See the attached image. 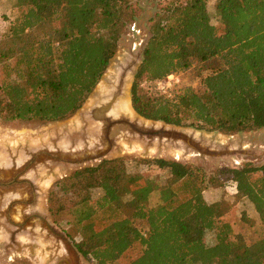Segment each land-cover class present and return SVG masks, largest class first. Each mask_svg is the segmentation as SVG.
<instances>
[{"label":"trees","instance_id":"16d2710c","mask_svg":"<svg viewBox=\"0 0 264 264\" xmlns=\"http://www.w3.org/2000/svg\"><path fill=\"white\" fill-rule=\"evenodd\" d=\"M138 1L16 0L19 14L0 39V120L47 123L76 114L135 22ZM157 1L131 87L136 113L230 135L264 129V0H218V25L208 0ZM210 62L217 65L201 74L197 89L166 95L143 85ZM114 161L76 170L49 197L53 214L81 228L76 248L85 258L94 264H264V234L248 243L222 203L205 197L210 186L230 183L254 205L264 230V164L223 168L210 177L199 166L142 160L168 172L160 202L150 206L155 181L125 166H104ZM106 211L115 213L108 221ZM136 220L147 223L146 233Z\"/></svg>","mask_w":264,"mask_h":264},{"label":"rangeland","instance_id":"374dc122","mask_svg":"<svg viewBox=\"0 0 264 264\" xmlns=\"http://www.w3.org/2000/svg\"><path fill=\"white\" fill-rule=\"evenodd\" d=\"M217 1L208 0V9L215 25L219 22L216 13ZM15 2L16 0H0V39L7 34L11 21L19 14ZM159 6L157 0L137 2L139 14L120 40L118 51L112 58L99 87L72 117L47 123L10 124L0 120V166H6L4 163L11 164L12 159L20 164L28 158H32L29 163L33 164V160L36 159V166L29 163L25 166L28 172L26 176L35 178L41 191L38 204L41 214L74 245L79 256H83L76 248V242L82 237L81 228L68 216L53 214L49 207V197L56 184L76 170L116 160L105 163L104 166L108 169L125 166L130 173H141L155 181L156 187L148 200L150 206H155L160 202L161 189L168 178V172L155 165L143 164L142 160L164 158L199 166L204 168L210 177L218 175L223 168H240L249 163L256 166L264 164V129L230 135L219 131L169 125L161 121L148 122L138 116L124 115L123 102L132 101L128 89L126 91L130 79L129 70L121 71L128 62L134 63L133 74L138 70L149 37L151 19L159 10ZM216 65L217 62L194 64L190 69L179 72L177 74L179 82L172 81L171 85L168 84L167 77L143 85L146 88L151 86L153 90L166 95L182 87L197 89L200 87L201 74H207L208 68ZM1 71L2 66L0 73ZM123 75L125 77L120 82ZM133 79L132 77L131 82ZM161 81L164 82L160 83ZM112 99L114 100L111 103ZM95 104L101 112H107L113 117L125 116L136 124L134 128L114 126L110 137L111 148L107 141L109 138L104 135L106 129L103 124L97 122L91 115L96 108ZM113 107L118 111L117 114ZM107 148L112 151L104 155ZM92 152H102L104 156L88 158V154ZM236 193L233 185L224 182L222 185L210 186L205 192V197L208 202H221L226 217L236 231L241 232L248 243H252L263 236L264 230L254 205L246 198H239ZM7 201L8 198L5 202ZM114 215L115 213L111 211L102 214L106 221ZM135 224L144 233L149 229L145 221L136 220ZM11 229L7 219L0 213V264L17 262L55 264V260L62 256L60 250L62 246L56 245L54 237L44 230L36 236L18 235L19 250L15 248L10 253L8 246L11 245ZM205 237L207 244L215 243L212 231H208ZM59 241L62 243V240ZM84 264L94 263L91 259L85 258Z\"/></svg>","mask_w":264,"mask_h":264},{"label":"flooded vegetation","instance_id":"af4514ba","mask_svg":"<svg viewBox=\"0 0 264 264\" xmlns=\"http://www.w3.org/2000/svg\"><path fill=\"white\" fill-rule=\"evenodd\" d=\"M134 63L128 62L125 68L121 71L128 69L130 79L126 86V91L128 89L129 95L131 94V82L132 77L135 78ZM120 72V73H121ZM137 72V71H136ZM119 73V74H120ZM126 75V74H125ZM125 75L120 78V82L123 81ZM120 84V83H119ZM129 86V87H128ZM110 101L111 103L113 102ZM95 109L92 111V117L97 122L103 124L106 129L105 137L107 139L109 146L111 145L110 138L113 134L114 126L124 125L130 128H134V122L130 121L125 116L113 117L107 114V112H101L100 108L95 104ZM111 148V146H110ZM107 148L103 153L104 155L109 154L112 150ZM99 151V150H98ZM101 151V150H100ZM102 152H92L88 154V158H102ZM32 158L26 159L21 164L14 159H12L11 164H3L6 166H0V213L4 215L7 219L11 236V245L8 246L9 252L11 253L13 249L19 250V243L17 242V236L21 234L36 236L40 234L43 230L48 232L54 238L56 245H61L60 247L62 256L55 260V264H83L81 256L76 254L74 245L69 243L66 237L62 236V232L57 230L56 226H53L46 217L41 214V209L39 208V198L41 191H39L38 185L36 184L35 178H29L26 176L28 173L26 170V164L31 161ZM70 163V162H67ZM32 164V163H29ZM33 166L37 165L36 159L33 160ZM6 198L8 201L5 202ZM62 240V243L59 241Z\"/></svg>","mask_w":264,"mask_h":264},{"label":"bare ground","instance_id":"6f19581e","mask_svg":"<svg viewBox=\"0 0 264 264\" xmlns=\"http://www.w3.org/2000/svg\"><path fill=\"white\" fill-rule=\"evenodd\" d=\"M100 85V84H99ZM99 85H98V87H99ZM122 104V103H121ZM131 104V105H130ZM121 108V107H120ZM122 108H123V113L124 114H126V115H134V117H140L141 119H143L141 116H139L137 113H136V111L134 110V108H133V106H132V102H130V100H129V102L128 101H125V102H123V104H122ZM113 111H115V113L117 114L118 113V111L116 110V108L115 107H113ZM143 120H145V119H143ZM145 121H148L149 122V120H145Z\"/></svg>","mask_w":264,"mask_h":264},{"label":"built area","instance_id":"2783aa9c","mask_svg":"<svg viewBox=\"0 0 264 264\" xmlns=\"http://www.w3.org/2000/svg\"><path fill=\"white\" fill-rule=\"evenodd\" d=\"M175 81L176 83L179 82V77L177 74L173 73L167 76V82L171 85V82ZM164 82V81H163ZM162 81L160 83H163ZM166 82V81H165ZM235 187V186H234ZM237 191V190H236Z\"/></svg>","mask_w":264,"mask_h":264},{"label":"crops","instance_id":"0c3cea01","mask_svg":"<svg viewBox=\"0 0 264 264\" xmlns=\"http://www.w3.org/2000/svg\"><path fill=\"white\" fill-rule=\"evenodd\" d=\"M101 81H102V80H101ZM100 83H101V82H100ZM100 83H99V84H100ZM99 84H98V85H99ZM97 87H98V86H97ZM97 87H96V89H97ZM130 105H131V104H130ZM81 260H82V262H83V264H84V261H85L84 256H81Z\"/></svg>","mask_w":264,"mask_h":264},{"label":"water","instance_id":"95a60500","mask_svg":"<svg viewBox=\"0 0 264 264\" xmlns=\"http://www.w3.org/2000/svg\"><path fill=\"white\" fill-rule=\"evenodd\" d=\"M140 116V115H139ZM142 117V116H141ZM143 118V117H142ZM143 119H145V118H143ZM146 120H149V119H146Z\"/></svg>","mask_w":264,"mask_h":264}]
</instances>
